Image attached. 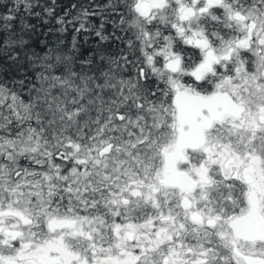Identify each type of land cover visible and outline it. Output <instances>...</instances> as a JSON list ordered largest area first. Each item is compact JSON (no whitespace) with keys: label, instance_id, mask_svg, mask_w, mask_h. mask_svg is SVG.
I'll return each instance as SVG.
<instances>
[{"label":"snow or ice","instance_id":"1","mask_svg":"<svg viewBox=\"0 0 264 264\" xmlns=\"http://www.w3.org/2000/svg\"><path fill=\"white\" fill-rule=\"evenodd\" d=\"M0 264H264V0H0Z\"/></svg>","mask_w":264,"mask_h":264}]
</instances>
